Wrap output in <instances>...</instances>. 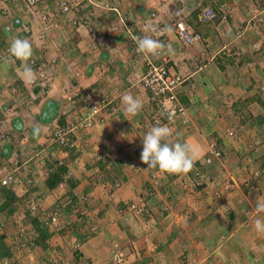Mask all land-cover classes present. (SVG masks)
<instances>
[{
    "label": "crops",
    "instance_id": "0c3cea01",
    "mask_svg": "<svg viewBox=\"0 0 264 264\" xmlns=\"http://www.w3.org/2000/svg\"><path fill=\"white\" fill-rule=\"evenodd\" d=\"M17 1L0 0V178L9 168L14 178L0 186V264H116L115 252L122 264H264V235L253 227L264 197V0H116L117 14L100 10L106 0H82L66 16L48 0L42 6L59 27L39 48L35 65L46 76L34 85L17 74L21 61L2 54ZM205 8L214 21H197ZM94 19L101 25L91 26ZM178 21L200 39L184 45ZM134 35L164 43L167 54L147 58L184 79L177 97L190 123L180 115L158 123L171 129L168 141L194 149L186 174L140 160L160 111L136 79L146 59L136 57ZM83 91L111 101L98 115L104 121L89 128L77 125ZM125 92L142 100L138 114L124 111ZM69 124L72 146L53 144L52 130ZM54 175L60 179L50 188ZM22 237L28 247L18 253Z\"/></svg>",
    "mask_w": 264,
    "mask_h": 264
},
{
    "label": "built area",
    "instance_id": "2783aa9c",
    "mask_svg": "<svg viewBox=\"0 0 264 264\" xmlns=\"http://www.w3.org/2000/svg\"><path fill=\"white\" fill-rule=\"evenodd\" d=\"M90 5L93 4L91 0H85ZM57 6L61 16H66L67 14L74 11L79 3L75 2V0H56ZM38 0H23V5L25 6L26 10L28 11L31 17V24L28 25L25 23L22 25V30L26 35L32 36L34 34V28L32 25L35 23L38 29L37 39H45L49 35V33L53 30L58 29L59 23L57 22L56 15L51 11L47 10L45 12H41L38 15L37 9ZM103 4V5H102ZM99 5V8L105 11L118 13V4L116 0L105 1ZM47 9V8H46ZM216 19V14L209 8L203 9L197 15V21L199 22H206V21H214ZM28 23V22H27ZM31 25V26H30ZM94 28L101 25L99 19H94V21L90 22ZM113 28V25H111ZM174 27L176 29V33L180 41L184 43V45H191L194 42H197L200 39V36L196 33L190 32L188 27L183 21L175 22ZM7 29V28H6ZM163 35V32H159ZM94 46V45H93ZM137 45H135L134 53L136 57H142L146 59L145 63V70L142 74L136 76L138 83H140L146 90L152 94L153 97H156L159 104V111L163 113L166 117L168 124H173L176 122L177 117L180 115L182 119L183 125H188L190 123L186 108L180 104L178 100V89L184 83V79L175 74H171L164 66L154 64L150 61L147 57V54H141L136 51ZM8 51V50H7ZM159 56V55H158ZM55 59L51 61L52 66L55 63ZM138 60H136V63ZM32 68L36 65L33 61H28ZM35 80L34 82H29L30 85H34L38 79L45 78V70L41 67L37 68L35 71ZM111 101L108 100L105 96H98L96 99L90 97L89 95L86 96L85 99L82 100L81 107L77 110V115H79V128H89L96 123H102L104 120L98 117L99 113L103 111L106 107L110 105ZM169 114L171 115V119H169ZM154 123H158L159 119H154ZM75 126L72 124L65 125V126H57L55 127L50 136V141L53 144H56L62 148H68L71 145L70 143V134L72 133ZM6 139V135L0 134V142ZM210 153L215 160L218 162L221 159L220 152L210 147ZM212 162L211 158H206L205 163L210 164ZM16 165V163L14 164ZM12 169H4V176L0 178V186L9 188L14 181L12 175ZM130 209L133 210L136 214H140L142 212V208L138 207L135 204L130 205ZM51 221H55V218H52ZM27 244L24 237H22V241L18 242L15 246L14 251L21 253L27 251ZM113 261L116 264H122L123 260L119 253L112 254Z\"/></svg>",
    "mask_w": 264,
    "mask_h": 264
},
{
    "label": "clouds",
    "instance_id": "9594fccd",
    "mask_svg": "<svg viewBox=\"0 0 264 264\" xmlns=\"http://www.w3.org/2000/svg\"><path fill=\"white\" fill-rule=\"evenodd\" d=\"M144 31H155L152 27H146ZM137 47L136 51L141 54L159 55L167 54L170 49L158 39L150 35L133 36ZM10 57L21 61L17 74L28 82H34L35 72L28 63L33 54V46L27 38L13 39L8 47ZM124 111L130 115H136L143 107V102L130 93H123L120 97ZM169 119L171 115L169 114ZM38 132V130H37ZM171 129L166 124L157 123L143 135L142 151L140 160L148 168L157 169L165 174H186L192 170L195 159L194 149L187 143L168 141L171 136ZM256 217L253 220V227L257 234L264 235V197L257 200Z\"/></svg>",
    "mask_w": 264,
    "mask_h": 264
},
{
    "label": "rangeland",
    "instance_id": "374dc122",
    "mask_svg": "<svg viewBox=\"0 0 264 264\" xmlns=\"http://www.w3.org/2000/svg\"><path fill=\"white\" fill-rule=\"evenodd\" d=\"M4 1V3H6L7 4V2H9L10 0H3ZM7 1V2H6ZM48 0H39L38 1V4H37V9H36V11L38 12V15L39 14H41V12L43 11V12H45V11H47L48 10V8L46 9V8H43V4L45 3V2H47ZM53 1V0H52ZM91 1H93V0H91ZM106 1H111V0H106ZM75 2H77V3H79V5L77 6V7H81V6H83V3H81L82 2V0H75ZM85 2H87V1H85ZM101 4V3H100ZM8 5V4H7ZM40 5V6H39ZM43 5V6H42ZM103 5V4H102ZM15 8H17V15H13L12 16V22L10 21V22H8V25H6L5 26V30H6V36H7V39H6V41L8 42V45H10V43L12 42V40L13 39H16L17 37V34H16V30L14 29V28H19V31H21L20 32V34L22 33V34H24L26 37H28V39L31 41V43H32V46H33V54H32V56H31V58L29 59V61H33V63L34 64H36L37 63V65H38V63H39V65L41 64V59H40V57L38 56L39 54L38 53H40V47L42 48V47H44V45H45V43H46V40L49 38V36H50V33H49V35L47 36V37H45V39H43V40H41V39H37V35H38V29H36L37 28V25L34 23L33 25H32V27L34 28V34L32 35V36H30V35H26L25 33H24V31L22 30V25H21V23H23V21L22 20H20L21 18H22V16H23V13H25L26 15H28L29 16V21H28V23L27 22H25L27 25L30 23L31 24V17H30V15L29 14H27V10H26V8H24L23 7V0H18L17 1V3H15ZM118 6H120V4H118ZM22 7V8H21ZM100 10H102V9H100ZM104 12H108V11H105V10H103ZM118 11H119V8H118ZM73 12V11H72ZM1 15L4 17L5 15H3L2 13H1ZM7 16V15H6ZM5 16V17H6ZM21 17V18H20ZM151 17H154L153 15L151 16ZM5 19V18H4ZM123 19V18H122ZM94 21V20H93ZM124 21V20H123ZM90 21H88V23H89ZM91 22H92V20H91ZM101 22V21H100ZM25 23H23V24H25ZM111 25H113V28H116L117 27V25L115 24V23H112V24H109V26L111 27ZM31 26V25H30ZM73 26V25H72ZM92 26V25H91ZM90 26V27H91ZM7 28V29H6ZM112 28V27H111ZM112 28V29H113ZM18 32V31H17ZM0 42H1V44H3L2 42H3V40L1 39L0 40ZM8 52L6 51V52H3L2 54H3V56H5L4 54H7ZM42 55V54H41ZM52 60H54V59H52ZM56 61H57V59H55ZM56 61H55V63H54V65L56 64ZM51 63V62H50ZM52 65V64H51ZM43 67V66H42ZM35 69H36V71H37V66H35ZM92 98H93V96H92ZM15 108V107H14ZM9 110H11V106L9 107ZM2 114H0V119H2Z\"/></svg>",
    "mask_w": 264,
    "mask_h": 264
},
{
    "label": "trees",
    "instance_id": "16d2710c",
    "mask_svg": "<svg viewBox=\"0 0 264 264\" xmlns=\"http://www.w3.org/2000/svg\"><path fill=\"white\" fill-rule=\"evenodd\" d=\"M89 92L90 91H83L82 92V94L80 95V99H81V97H83V96H85V95H88L89 94ZM152 95V94H151ZM160 115V117L158 118L159 120L161 119V120H163L162 121V123H166V117L163 115V113H159ZM154 122V121H153ZM59 177L57 176V175H54V176H52L51 178H50V180H48V186L50 187V188H52V187H54L57 183H58V181H59ZM82 240V239H81Z\"/></svg>",
    "mask_w": 264,
    "mask_h": 264
}]
</instances>
